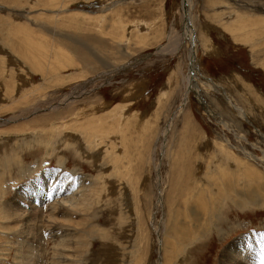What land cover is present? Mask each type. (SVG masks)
Segmentation results:
<instances>
[{"label": "rangeland", "instance_id": "rangeland-1", "mask_svg": "<svg viewBox=\"0 0 264 264\" xmlns=\"http://www.w3.org/2000/svg\"><path fill=\"white\" fill-rule=\"evenodd\" d=\"M191 6L181 107V0H0V264H264V0Z\"/></svg>", "mask_w": 264, "mask_h": 264}, {"label": "bare ground", "instance_id": "bare-ground-1", "mask_svg": "<svg viewBox=\"0 0 264 264\" xmlns=\"http://www.w3.org/2000/svg\"><path fill=\"white\" fill-rule=\"evenodd\" d=\"M191 1L192 0H181L182 2V7H181V10L183 12V16H185V22H184V34H185V38H189L192 43L194 44L193 48L195 49L194 52L193 51H189V60H191V64H192V71H191V76L190 78L188 79H184L186 81V83H188V91H186L187 93H185V98L183 99V102H182V105L181 107H184L185 105H187L189 103V95L192 91V89H190L189 87L191 86L192 83H195L196 84V79H197V74H196V71L194 69L195 67V63H194V55L195 53L197 52V47H196V42H195V39H196V36L194 35V28H193V23H192V19H191V10H192V6H191ZM174 43V42H173ZM175 45V44H174ZM169 46V45H168ZM178 49V47H177ZM176 49V50H177ZM170 47H167L166 49L164 48V53H170V52H175L176 50H172ZM168 51V52H167ZM195 86V85H194ZM196 93V92H195ZM199 97V96H198ZM174 119V118H173ZM171 125V124H170ZM103 127V126H102ZM170 130V129H169ZM168 132V129L166 130ZM110 132V131H109ZM86 133V132H85ZM99 133V132H98ZM165 133V132H164ZM86 135V134H85ZM100 135V134H99ZM88 139V138H87ZM231 189V188H230ZM62 191V190H61ZM231 191V190H230ZM205 198V197H204ZM209 199V198H208ZM205 200V199H204ZM207 200V199H206ZM200 202V201H199ZM239 203H242L239 202ZM194 205V204H193ZM212 205V204H211ZM60 206V205H59ZM199 206V205H198ZM208 206V205H207ZM201 208V207H200ZM206 208H209V207H206ZM191 209L192 208H188V209H185L186 211L183 212V214H181L185 219H186V222H187V226L186 227H183V229L181 231H184L185 235H188L189 238L191 239L194 235H199L200 231L198 229L197 226L193 225V222H194V216L192 217V212H191ZM196 209V208H195ZM198 209V208H197ZM210 209V208H209ZM181 212V211H180ZM182 213V212H181ZM206 213V212H205ZM185 215V216H184ZM197 216L195 215V218ZM188 218V220H187ZM200 222V221H199ZM192 223V224H191ZM191 224V225H190ZM190 225V226H189ZM201 225V224H200ZM203 225V224H202ZM202 227V226H200ZM199 227V228H200ZM192 228V230H191ZM207 229V228H206ZM202 230V229H201ZM221 231V230H220ZM189 239V241H190ZM178 246V245H177ZM165 256V255H164ZM231 259V258H230ZM163 261V260H162ZM168 261V260H166ZM169 262V261H168ZM163 264V263H162ZM167 264V263H166ZM170 264V263H169Z\"/></svg>", "mask_w": 264, "mask_h": 264}]
</instances>
